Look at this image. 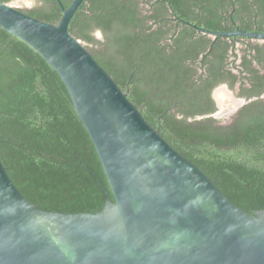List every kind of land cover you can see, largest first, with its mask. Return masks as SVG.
<instances>
[{
  "label": "trees",
  "instance_id": "trees-1",
  "mask_svg": "<svg viewBox=\"0 0 264 264\" xmlns=\"http://www.w3.org/2000/svg\"><path fill=\"white\" fill-rule=\"evenodd\" d=\"M36 1L17 8L59 20L57 0ZM61 1L68 6L72 0ZM194 25L264 31V0H83L68 28L123 91L130 79L128 99L173 148L255 214L264 209V41L212 38ZM221 84L246 99L228 120L216 115L213 91ZM0 157L13 183L40 209L95 213L104 191L113 200L60 75L2 27Z\"/></svg>",
  "mask_w": 264,
  "mask_h": 264
},
{
  "label": "water",
  "instance_id": "water-1",
  "mask_svg": "<svg viewBox=\"0 0 264 264\" xmlns=\"http://www.w3.org/2000/svg\"><path fill=\"white\" fill-rule=\"evenodd\" d=\"M82 2L57 0L62 14L51 23L0 1V27L60 75L113 200L104 191L95 213L40 209L0 157V264H264V209L251 214L236 205L145 120L127 97L130 79L123 91L69 31ZM194 27L212 38L264 41V31Z\"/></svg>",
  "mask_w": 264,
  "mask_h": 264
},
{
  "label": "rangeland",
  "instance_id": "rangeland-1",
  "mask_svg": "<svg viewBox=\"0 0 264 264\" xmlns=\"http://www.w3.org/2000/svg\"><path fill=\"white\" fill-rule=\"evenodd\" d=\"M36 2V0H14L9 3L15 7H31ZM94 35L99 39L102 37V34L99 30H95ZM213 95L218 105V111L216 112V115L217 117L224 120H228L231 114L244 103V98L238 97L236 95V91L230 89L227 84L219 85L214 90Z\"/></svg>",
  "mask_w": 264,
  "mask_h": 264
},
{
  "label": "flooded vegetation",
  "instance_id": "flooded-vegetation-1",
  "mask_svg": "<svg viewBox=\"0 0 264 264\" xmlns=\"http://www.w3.org/2000/svg\"><path fill=\"white\" fill-rule=\"evenodd\" d=\"M11 1H14V0H11ZM221 85H222V84H221ZM227 86H228V85H227ZM216 88H217V87H216ZM216 88H215V89H216ZM213 92H214V91H213ZM236 110H237V109H236Z\"/></svg>",
  "mask_w": 264,
  "mask_h": 264
}]
</instances>
